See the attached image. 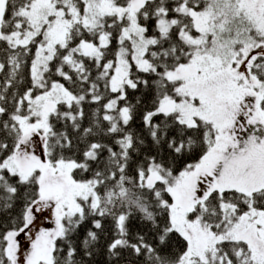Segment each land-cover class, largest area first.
<instances>
[{"label": "snow or ice", "instance_id": "6c2138e0", "mask_svg": "<svg viewBox=\"0 0 264 264\" xmlns=\"http://www.w3.org/2000/svg\"><path fill=\"white\" fill-rule=\"evenodd\" d=\"M0 264H264V0H0Z\"/></svg>", "mask_w": 264, "mask_h": 264}]
</instances>
